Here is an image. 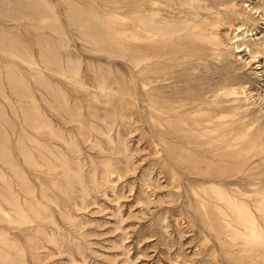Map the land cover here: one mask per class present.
<instances>
[{
	"label": "rangeland",
	"instance_id": "rangeland-1",
	"mask_svg": "<svg viewBox=\"0 0 264 264\" xmlns=\"http://www.w3.org/2000/svg\"><path fill=\"white\" fill-rule=\"evenodd\" d=\"M142 4L0 0V264H264V0H238L234 21L187 37L201 54L176 64L152 116ZM239 115L242 177L203 144ZM221 196L249 209L253 242Z\"/></svg>",
	"mask_w": 264,
	"mask_h": 264
},
{
	"label": "bare ground",
	"instance_id": "bare-ground-1",
	"mask_svg": "<svg viewBox=\"0 0 264 264\" xmlns=\"http://www.w3.org/2000/svg\"><path fill=\"white\" fill-rule=\"evenodd\" d=\"M142 1H143V4L141 5V7H142L141 11H143L144 15H146V17L148 18V21L145 22L147 27H146V30L143 32L144 33L143 37L145 39L143 41H145V42L143 43V45L142 44L139 45V46L142 45L140 49L143 51V60L145 61V64L143 66H144V70H146L145 76L143 79V83H144L143 85L144 86H143L142 91H141V97H142V99L146 100L148 105H149L148 106L149 108L145 109L147 116H152L153 110L150 109L151 108L150 104L156 105V107L160 106L161 110H159V109L158 110L156 109V110L161 112V111H163V109H162V105L164 103L163 101H165V99H167V101H170L172 99L171 95L166 97V94L164 93L165 95H163V93L161 91H163V89L166 86V84H165L166 80L176 79V77L178 75V73H177L178 71L175 69L176 64L178 62H180L181 60L183 62L188 61L192 55H193V57H198L201 54L202 46H200V44L197 46V43L195 45V42L192 43L193 40H191V39H188V41H186L187 37H190V36H202L203 37L206 35V30L208 29L207 27H210L211 30L213 31L216 24H219L221 22L222 23L223 22H229L230 23V22L234 21L233 14H237L240 11L236 8L238 6V0H142ZM202 1H205V2L208 1L209 3L208 4H201ZM201 9L214 10V12H216L218 15L216 17H213L210 14H208L205 17V16H203L204 13H202ZM227 10L230 11L232 14L225 13L223 16H220V14H222L223 12H226ZM254 12H257V11H254ZM139 13H140V10H139ZM241 13H242V11H241ZM251 14H253V13H249L246 16H244L243 14L242 15L245 17V19L247 21L250 22V20L252 19ZM166 18H168V19H166ZM236 18H238V17L236 16ZM159 21H161L163 23L165 22L167 24L168 28L164 27V24H162V23L158 24L157 22H159ZM189 21L192 23L189 24V26H187V22H189ZM151 22L156 23V25L148 24ZM133 23H135V21H133ZM135 24H137V23H135ZM160 25H163V26H160ZM241 30L242 29L240 28V26H238L237 31H241ZM181 41L187 42V43L183 44ZM245 41H244V43L248 44ZM179 42L182 43L187 48L185 50L183 48H182L183 50H181V49L179 50L178 49ZM193 44L195 45V47H192ZM139 46L135 45V43H130V45H128V47H130V49L133 50L134 52L138 51ZM243 46H244V44H243ZM188 47H190V48H188ZM203 47H205V46H203ZM207 47L208 46H206L205 48H207ZM237 47H238V49L236 51H240V52L245 50L246 48H248L247 54L249 53V57H247V58H250V61L256 62L259 60L258 59V55H260V54H258V53H260L258 51L259 49L257 50V52H258L257 53L256 50H252V48L251 47L249 48L248 45H245V47H242V46H237ZM207 49H209V48H207ZM179 53L182 54L180 56V58L178 56ZM132 54H135V53H132ZM242 58H244V57L242 56ZM138 63H140V62H137V64ZM178 65H179V63H178ZM237 67H235V69ZM239 67H240V65H239ZM136 70H138V69H136ZM237 72H239V71L236 69V73ZM237 74H239V73H237ZM180 75H179V77H180ZM181 77H182V75H181ZM108 87H110V86L108 85L106 88H108ZM103 88H104V83H101L100 84V90ZM105 90H107V89H105ZM132 90H131V92H132ZM111 94H112V92H111ZM130 95H131V93H130ZM190 96L193 99L192 103H195V102L198 104L203 103V100H202L203 97L198 98V97H195L193 95H190ZM138 98H139V96H137V99ZM106 100H108V99H106ZM263 100H264V97H263ZM192 105L194 106V104H192ZM189 109H190V107H189ZM231 111L232 110L223 109L222 112L224 114H227L229 112L231 113ZM218 112L219 113H216V114L223 115L220 111H218ZM97 114H98V112H97ZM216 114H215V116H216ZM213 116H214V114H213ZM211 118L212 117L206 118L205 122L211 121ZM240 119H241V116L239 115L235 121H227V122L222 121V122L217 123L216 126L211 129V131H220L221 136L208 139V140L204 141L203 144L206 145L208 147V149L211 151L216 150V147H218V146H222V150H223L222 155L225 157V159H224L225 166L228 168V170L232 169V173H234L236 175H240V177H242L246 174V170H245L246 162L244 159H240V160L234 159L235 156H239V155H241V153H243L244 150H247V148H246L247 143H244L243 140L240 141V138H241V135H240V133H241V124L240 123H241V121H240ZM236 122H237V124H239V125H236L237 127H235ZM159 124L162 125V123H159ZM149 127L152 130H154V127L152 125ZM158 128H160V127H158ZM207 130H209V129L207 128ZM157 135L160 136L159 134H157ZM167 155H169V154H167ZM153 170H155V169H153ZM111 171L112 170L108 169L106 172H109L108 174H110ZM111 175H112V173H111ZM123 175H125V174H123ZM128 175L129 174H127V176ZM151 175H152V173H151ZM120 176H122V175H120ZM122 177H124V176H122ZM118 178H119V175H118ZM145 179L147 180V182L153 183V181L150 182V180H152L153 177L148 175ZM261 189L262 188L257 187L256 192H259ZM130 191H131V188H130ZM240 194L245 195V197L247 195L244 192H240ZM260 197H261L260 199H254V202L255 203H264V195L260 196ZM219 199L224 201V202H227L230 206H232L230 212L229 211L227 212L230 214V216H232V212H235L237 214V219H238L239 224H240V226L238 225L236 227L238 233L247 236V239H248V237H250L251 242H253L254 239H256V237H259V235H260L259 229L255 225L252 217L251 218L250 217H247V218L243 217V212L245 210H249V209H244L243 203L231 201L230 198H227L226 196H221V197H219Z\"/></svg>",
	"mask_w": 264,
	"mask_h": 264
}]
</instances>
